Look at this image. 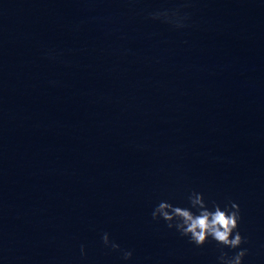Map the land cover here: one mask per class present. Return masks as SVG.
I'll return each instance as SVG.
<instances>
[{"label": "water", "instance_id": "water-1", "mask_svg": "<svg viewBox=\"0 0 264 264\" xmlns=\"http://www.w3.org/2000/svg\"><path fill=\"white\" fill-rule=\"evenodd\" d=\"M180 3L0 0V264H217L152 220L192 191L264 264V0Z\"/></svg>", "mask_w": 264, "mask_h": 264}, {"label": "clouds", "instance_id": "clouds-1", "mask_svg": "<svg viewBox=\"0 0 264 264\" xmlns=\"http://www.w3.org/2000/svg\"><path fill=\"white\" fill-rule=\"evenodd\" d=\"M188 0H181L178 7L155 10L149 13V18L168 24L176 29L187 27L188 13L182 14V8L187 7ZM187 206L174 205L168 200H161L151 212L153 221L163 220L168 229H175L181 237H186L190 244L203 247L210 240L219 246L217 264H243L248 253L247 238L239 232L241 220L239 206L229 200L223 208L216 201L206 202L203 193L192 191L187 196ZM209 203L211 207H209ZM104 247L113 251L119 250L123 260H130L132 251L120 249V246L109 240L108 233L101 237ZM224 249L237 250L232 255ZM81 256H84V246H80Z\"/></svg>", "mask_w": 264, "mask_h": 264}]
</instances>
